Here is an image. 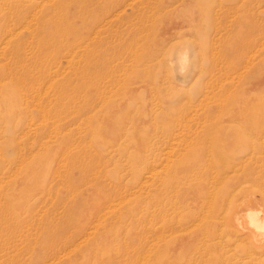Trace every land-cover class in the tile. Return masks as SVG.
<instances>
[{"label": "rangeland", "instance_id": "obj_1", "mask_svg": "<svg viewBox=\"0 0 264 264\" xmlns=\"http://www.w3.org/2000/svg\"><path fill=\"white\" fill-rule=\"evenodd\" d=\"M40 1H1L0 264H264V0Z\"/></svg>", "mask_w": 264, "mask_h": 264}, {"label": "bare ground", "instance_id": "obj_2", "mask_svg": "<svg viewBox=\"0 0 264 264\" xmlns=\"http://www.w3.org/2000/svg\"><path fill=\"white\" fill-rule=\"evenodd\" d=\"M2 1V0H1ZM0 1V12H1V4H2V2ZM40 1V0H39ZM27 2V1H26ZM5 4H6V6H8V7H10V4L11 3H9V2H7V1H5ZM28 4L29 5H33L34 3L33 2H28ZM42 4H43V2L42 1H40V3H39V8H41L42 7ZM3 53V52H2ZM5 53V52H4ZM26 128H28V127H26ZM227 170H228V168L227 169H224L223 170V172H217L216 173V175L217 176H219V177H221V178H227ZM232 171V170H231ZM239 171V170H238ZM242 184V183H241ZM239 187V186H238ZM243 189H238V188H234V189H232L229 193H227V194H225L224 195V198L222 199V200H220V198H218V200H217V203L215 204V206H216V208H211V210H210V215L214 212V214H213V216H214V219H216L217 221H218V223L220 224V226H221V222H222V220H223V218H221V214H222V212H223V208H224V206H225V203H227V206H232L233 204H234V202H235V200H236V198H237V196L239 195V193L242 191ZM219 196H221V194L219 195ZM259 211H261V210H259ZM239 210H236V211H233L232 212V215H231V217H230V222H229V225L231 224L232 226H233V224H234V226H235V224L237 225V223H238V220H239V217H237V215L239 214ZM243 215V214H242ZM264 215V214H263ZM207 216H209L208 215V212L206 211V216H205V218L207 217ZM241 216V215H240ZM246 216V215H245ZM247 217L249 218V223H248V225L243 229V235H246V237L248 238V239H250V240H252L254 243H256V244H259L261 247H262V249L260 250V251H263V253H264V238H261V239H259L258 238V231H256V230H258L259 228H261V227H263L264 226V216H262V217H259V215L258 214H256V213H250V214H248L247 215ZM242 220V219H241ZM242 222V221H241ZM239 225V224H238ZM243 226V225H242ZM245 226V225H244ZM240 226H237V228H239ZM234 229H235V227H234ZM236 231V229L233 231V232H235ZM240 234V233H239ZM234 235V234H233ZM235 235H237V233L235 232ZM237 237V236H236ZM235 237V238H236ZM238 238V237H237ZM236 238V239H237ZM243 241V240H242ZM241 241V242H242ZM244 241H246V240H244ZM236 242H237V240H236Z\"/></svg>", "mask_w": 264, "mask_h": 264}]
</instances>
